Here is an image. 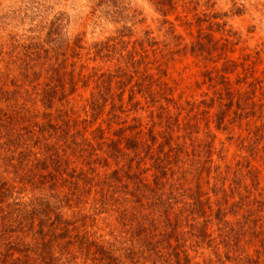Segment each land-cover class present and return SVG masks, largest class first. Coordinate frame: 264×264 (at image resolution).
<instances>
[{
	"label": "rangeland",
	"instance_id": "rangeland-1",
	"mask_svg": "<svg viewBox=\"0 0 264 264\" xmlns=\"http://www.w3.org/2000/svg\"><path fill=\"white\" fill-rule=\"evenodd\" d=\"M210 40L220 45L229 40L226 56L236 61L242 62L244 54H253L256 76L264 85V0H0V112H7L14 121L25 117L39 123H44V116L50 114L57 123V117L68 111L72 120L90 122L93 117L83 106L96 91V83L93 80L87 86L79 83L77 90L72 92L71 75L77 80L81 72L83 75L95 71L97 75L115 73L125 66L130 53H142L141 44L149 55L154 49L175 53L164 79L174 88L176 99L182 98L183 104L188 100L208 99L206 95H212L213 89L209 82L203 83L207 79L205 73L215 67L222 68L226 59L215 57L207 61L192 55L191 48L198 42L212 44ZM135 59L139 60L140 56ZM241 72V67L234 70L230 66L227 76L235 82ZM136 96L134 102L140 101L137 111L126 106L124 112L117 113L121 118L113 120L110 128L107 123L103 125L107 138L118 140L117 131L134 124L133 118L148 123L151 111L154 116L160 113V103L149 108L151 103L147 104L142 94ZM128 99L126 92L125 103ZM162 104L167 105L166 101ZM170 109L175 115L179 112L173 104ZM110 110L108 102L92 126L85 131V124L81 125L79 129L86 138L92 139V131L108 118ZM216 113L217 106L212 110V114ZM184 118L185 112L180 121ZM261 123L256 122L255 117L249 118L230 125L226 131L218 130L215 123L210 125L216 136L213 162L204 164L206 158L203 157L193 166L194 174L200 175V183L204 186L211 180V186L215 183L214 170L221 165L224 176L227 167L230 168L231 181L224 187L229 190L234 180L239 185H234L233 196L229 197L226 221L230 223H217V220L201 223L206 226V238L189 241L193 264H264V140L260 142L259 154L250 159L251 167L246 161L248 153L242 148L250 127ZM205 125V122L200 124L202 129ZM7 134L0 129V179L14 190L6 204L20 202L31 211L41 208L42 203H50L52 209L57 208L56 213L61 212L68 219L86 216L87 221L83 222L86 226L82 229L94 234L95 238L112 240L123 235L124 227L118 222L120 212L114 211L113 206L102 207L101 187L96 186L117 168L114 159H109L108 166H95L96 173L89 175L90 178L96 176L93 187L79 181L84 189L79 204L75 198L71 202H61L70 185L61 178H54L53 169L43 163L45 156L40 153V146L36 147L35 139L18 142L16 135L11 133L8 137ZM203 136L204 132L199 134V138ZM124 146L123 143L121 148ZM221 150L224 160H219ZM98 153L106 157L101 151ZM26 154L30 155L24 159ZM71 159L76 164L69 167V172L74 167L79 172L88 169L76 157ZM239 162L243 165L239 166ZM203 166L206 167L204 171ZM252 168L260 170L255 179L248 174ZM239 169L240 179H233ZM152 174L148 172L145 179L152 181ZM66 178L64 176V180ZM187 179L192 181L193 176L188 175ZM213 199L216 196L213 195ZM247 201L252 202L250 209L254 210V215L251 220L256 223H244L243 216L249 215L245 212L249 208L241 207ZM233 205H237L236 208ZM38 225L37 219L36 229Z\"/></svg>",
	"mask_w": 264,
	"mask_h": 264
},
{
	"label": "trees",
	"instance_id": "trees-1",
	"mask_svg": "<svg viewBox=\"0 0 264 264\" xmlns=\"http://www.w3.org/2000/svg\"><path fill=\"white\" fill-rule=\"evenodd\" d=\"M210 43H196L191 54L207 61L215 57L226 61L222 68L215 67L205 73L207 79L203 83L209 82L213 93H207L208 99L199 102L188 100L183 104L182 98L173 96L174 88L164 79L175 53L154 49L149 55L141 44L142 53L134 51L126 59L122 56L125 66L119 67L115 73L97 75L95 71L83 75L81 72L77 80L71 75L72 92L77 90L79 83L85 86L92 80L96 83V91L83 106L93 117L90 122L87 119L83 122L72 120L68 111L57 117V123L50 114L44 116V123H39L25 117L14 121L7 112H0V129L7 131L8 137L11 133L16 135L15 141L18 142L35 139L36 147L40 146V153L45 156L43 163L53 169L54 178H61L70 185L61 202H71L75 198L79 204L84 193L80 182L93 187L96 176L90 178L89 175L96 173L95 166H108L109 159H114L117 168L106 174L96 186L101 187L102 207L113 206L114 211L120 212L118 222L124 227L121 237L104 240L82 229L86 226L83 223L87 221L86 216L68 219L61 212L56 213V207L52 209L50 203H42L41 208L31 211L20 202L6 204L14 190L0 179V264H193L189 241L206 238V226L201 223H214V220L230 223L226 221L229 197L233 196L234 185H239L234 180L229 190L224 187L231 181L230 168L227 167L224 176L221 165L214 170L216 176L212 178L215 183L211 186V180H207V186H204L200 183V175L194 174L193 166L203 157L206 158L204 164L213 162L216 136L210 130L211 123H215L218 130L226 131L230 125L249 118L255 117L256 122H262L250 127L248 137L242 141L249 166L250 159L259 154L260 142L264 140V85L256 76L254 55L247 53L242 62L236 61L226 56L229 40L221 45L220 42L213 44L212 40ZM136 56L140 59L136 60ZM230 66L234 70L242 68L235 82L227 76ZM126 92L129 93L127 103L124 101ZM138 93L147 104L151 103L149 108L160 103V113L154 116L151 111L148 123L133 118L134 124L117 131L118 140L107 138L103 125L107 123L110 128L113 120L121 118L117 113L124 112L126 106L137 111L140 101H134ZM108 102L111 103L108 118L92 131V139L86 138L79 128L85 124L83 130L86 131L92 126ZM172 104L179 111L176 115L170 109ZM216 106L217 113L212 114ZM184 112L185 118L181 122ZM201 122H205V129L201 128ZM22 131L25 133H20ZM202 132L204 136L199 138ZM99 151L106 157L99 155ZM223 153V150L219 151V160L225 159ZM26 155L24 159L30 154ZM72 157L88 169L79 172L74 167L69 172V167L76 164ZM205 168L201 169L204 171ZM239 171L233 179H240L237 176ZM148 172L153 173L152 181L144 177ZM259 173L258 168L248 172L254 179ZM188 175L193 176L192 181L187 179ZM64 176H67L65 180ZM251 204L247 201L241 207L249 208L245 210L249 215L243 216L244 223H256L251 220L254 215ZM233 206L236 208L237 205ZM230 208L232 210V205ZM37 219L39 225L36 229Z\"/></svg>",
	"mask_w": 264,
	"mask_h": 264
}]
</instances>
